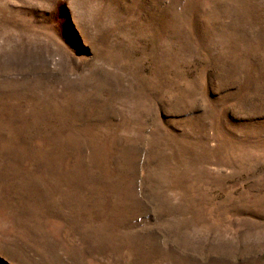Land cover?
<instances>
[{"label":"rangeland","instance_id":"1","mask_svg":"<svg viewBox=\"0 0 264 264\" xmlns=\"http://www.w3.org/2000/svg\"><path fill=\"white\" fill-rule=\"evenodd\" d=\"M0 264H264V0H0Z\"/></svg>","mask_w":264,"mask_h":264}]
</instances>
